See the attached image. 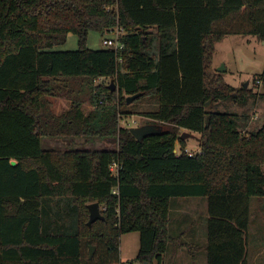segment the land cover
<instances>
[{"label": "trees", "instance_id": "16d2710c", "mask_svg": "<svg viewBox=\"0 0 264 264\" xmlns=\"http://www.w3.org/2000/svg\"><path fill=\"white\" fill-rule=\"evenodd\" d=\"M115 27L120 61L112 48L86 46L90 31ZM69 33L76 50H49ZM230 34L264 39V0H0V264H121L130 231L139 248L129 264H161L180 239L169 232L170 200L192 196L206 198V264L246 263L250 199L264 196V120L242 133L247 116L206 107L257 94L209 74L215 41ZM253 79L264 97V70ZM77 82L93 90L87 114ZM68 92L69 108L55 113L50 98ZM138 92L159 103L146 123L159 131L141 139L120 124ZM180 129L199 134V152H185L192 134ZM46 137L117 147L42 148ZM95 201L103 219L88 225Z\"/></svg>", "mask_w": 264, "mask_h": 264}, {"label": "rangeland", "instance_id": "374dc122", "mask_svg": "<svg viewBox=\"0 0 264 264\" xmlns=\"http://www.w3.org/2000/svg\"><path fill=\"white\" fill-rule=\"evenodd\" d=\"M112 32H106L100 34L97 31H90L87 36L86 46L90 49L104 48L102 44L103 38L112 37ZM78 48V38L75 34L69 33L65 42L54 45L49 50L51 51H70ZM223 71H217V68L222 66ZM264 70V39H258L256 36L251 35H225L219 40L215 41L212 51V56L209 66V74L212 79H221L224 83L237 88L244 85L245 88H253L256 91V96L250 99L245 105H240L233 101H222L219 103L208 100L206 107L211 109H222L234 111L238 114V119L243 120L247 116L250 127L247 129H241L242 133H248L249 131H255L257 127L264 120V97L261 96L260 85L257 86L256 82L253 83V77ZM111 78H97L93 82L97 84H111ZM77 84L76 89H79L75 93L68 92L57 94L51 99L52 109L55 113L60 114L64 112L70 106V102L73 96L77 97L81 103V110L84 114H87L93 109L91 102V93L93 90L86 84L81 82L72 83ZM81 84V86H78ZM114 89L116 85L113 83ZM82 87V88H81ZM159 103L156 96L141 97L138 100H132L129 104H126L125 110L127 113H123L120 124L127 127H140L150 121L148 112H154L158 109ZM256 122V123H254ZM181 132H189L192 135L188 137L186 141V150L190 153L199 152V134L196 132H190L185 129H180ZM187 136V135H186ZM185 136V137H186ZM42 148H54L56 150L67 149H116L117 142L113 138H99V137H75V138H43L41 142ZM189 148V149H187ZM175 152L180 153V148L176 143ZM115 169V165L112 166ZM264 171V166L262 167ZM260 201L255 208L256 198L251 200L250 207V220L251 226L249 228V234L251 238H254V234H258V227L260 219L264 214V203ZM177 204L180 205L176 206ZM206 198L204 197H185V198H172L170 200V233L173 237L185 236V238L194 237L200 246L206 243V220L208 218L206 211ZM253 239L250 241L252 245ZM139 248V234L137 231H130L121 234L119 255L121 264H129L130 261L135 259ZM252 248V247H251ZM263 249V248H262ZM179 258L182 257L187 261L190 258L186 254V250H182ZM178 264L179 259H178ZM199 264H206V253L201 251L199 254Z\"/></svg>", "mask_w": 264, "mask_h": 264}, {"label": "crops", "instance_id": "0c3cea01", "mask_svg": "<svg viewBox=\"0 0 264 264\" xmlns=\"http://www.w3.org/2000/svg\"><path fill=\"white\" fill-rule=\"evenodd\" d=\"M187 149H189V148H187ZM253 198L254 197H252L250 199V205H251V200ZM255 198H256L255 208L258 205V202L262 201L264 203V196L263 197H255ZM176 206L180 207L179 204H177ZM169 217H170V215H169ZM257 220H260V224L258 227V234L255 233L253 236L254 238L250 237V235L252 234V233L249 234V228L251 226V220L249 222L248 229L246 231V248H247L246 252L247 253H246V263L245 264H264V214H263V217H261L260 219L257 218ZM170 222H171V219H170ZM169 226H170V224H169ZM169 232H170V228H169ZM171 236H172V234H171ZM195 237H196V234L194 235V237L192 236L190 238H185V236H180L179 237L180 239L173 242L174 244L170 245L168 247L167 251L162 255L161 264H178V262H177L178 259H179L180 264H199V254L201 251H205L204 247H205L206 243L200 246L196 241H194ZM176 238H178V237H176ZM252 239H253V241H252V245H251L250 241ZM185 243L192 244V245L197 244L199 246V249H195L194 252H192L191 250H189L188 248H186L183 245ZM183 249L186 250V254L190 258V261H187V260L184 261V259L182 257L179 258L180 254L184 253L182 251ZM153 264H156V262H154Z\"/></svg>", "mask_w": 264, "mask_h": 264}, {"label": "water", "instance_id": "95a60500", "mask_svg": "<svg viewBox=\"0 0 264 264\" xmlns=\"http://www.w3.org/2000/svg\"><path fill=\"white\" fill-rule=\"evenodd\" d=\"M223 65L217 68V71H223ZM245 85V84H244ZM110 88L113 89V81H111ZM141 95V92L135 93L133 95H128L126 97V102L129 104L132 100L135 98L139 97ZM130 132L131 134L136 138V139H141L143 136L151 133V132H156L159 131V129L156 127L154 124H144L140 127H130ZM187 135L186 132L182 133V136L185 137ZM12 164H15V161H11ZM87 208L89 210V218L87 221V224L90 225L92 222H94L97 219H103V215L101 214L99 203L97 201L91 202L87 204ZM94 247H90V254H92ZM143 264H150V263H143Z\"/></svg>", "mask_w": 264, "mask_h": 264}, {"label": "built area", "instance_id": "2783aa9c", "mask_svg": "<svg viewBox=\"0 0 264 264\" xmlns=\"http://www.w3.org/2000/svg\"><path fill=\"white\" fill-rule=\"evenodd\" d=\"M110 32L113 33V36L109 37V38H103L102 44L105 47L112 48L114 50V52L116 53L117 60L120 61L121 55L119 54V51L124 48V43L121 40L124 31L121 27H115V28L111 29ZM185 152L188 153L189 155L194 154V153H190L186 149H185Z\"/></svg>", "mask_w": 264, "mask_h": 264}]
</instances>
